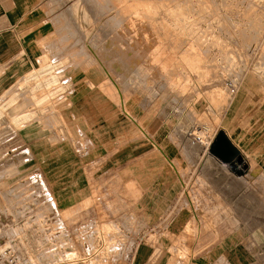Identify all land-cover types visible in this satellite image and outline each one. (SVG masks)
<instances>
[{"label":"rangeland","instance_id":"374dc122","mask_svg":"<svg viewBox=\"0 0 264 264\" xmlns=\"http://www.w3.org/2000/svg\"><path fill=\"white\" fill-rule=\"evenodd\" d=\"M57 10L44 78L0 101V254L24 248L11 226L45 217L67 235L33 264H264V0H50ZM106 120L107 161L123 168L94 157ZM37 123L92 158L74 209L12 149L14 128Z\"/></svg>","mask_w":264,"mask_h":264},{"label":"crops","instance_id":"0c3cea01","mask_svg":"<svg viewBox=\"0 0 264 264\" xmlns=\"http://www.w3.org/2000/svg\"><path fill=\"white\" fill-rule=\"evenodd\" d=\"M49 3L50 0H0V101L12 100L13 97L9 92L11 87L19 86L30 78L38 80L44 78L49 66H46L47 61H43L45 57L43 55L48 52L47 43L51 38H55L57 33L54 29L53 19L58 10L47 15L45 8L49 6ZM73 12L79 21L83 23L86 21L87 15L80 1H77L73 6ZM91 52L93 54L92 50ZM47 58L49 57L47 56ZM41 61L43 62L40 69ZM69 69L76 70V67H65V70ZM93 71L97 78L103 77L102 67ZM83 79L85 82L83 84H86L88 80L92 81L93 77L90 75L80 80ZM107 80L108 78L104 79L102 87ZM16 99L18 100V98ZM116 101L118 102V100ZM120 112L125 115L121 106ZM98 116L102 119V115ZM105 117H107V112ZM85 125H87L86 122L83 124L85 132L92 131L91 127L93 126ZM99 125L93 131V133L101 134V142L96 147L98 154L94 157L100 159L101 162L105 159L106 166L114 158L108 154L107 138L102 136L110 132L109 125L107 120ZM14 132L18 140L12 147L17 151L16 157H22L23 160L28 155L32 157L34 165L48 183L61 208L74 209L76 204L84 198L86 202L88 199L86 195L90 189L87 170L88 165L93 163L91 157L89 160L85 159L86 156L77 152L73 142L61 145L50 143L48 135L50 132L45 130L40 123L30 124L23 128L18 126L14 128ZM103 139H106V142ZM153 146L157 149L156 159L160 155L168 163L167 156L157 146ZM164 149L171 159L168 150ZM91 150L93 149L91 148ZM93 155L94 153L91 156ZM110 157L112 160L107 161ZM119 157L115 158V161L117 160L115 163H111L123 168L127 160H121Z\"/></svg>","mask_w":264,"mask_h":264},{"label":"bare ground","instance_id":"6f19581e","mask_svg":"<svg viewBox=\"0 0 264 264\" xmlns=\"http://www.w3.org/2000/svg\"><path fill=\"white\" fill-rule=\"evenodd\" d=\"M230 34V33H229ZM244 34V33H243ZM236 36V35H235ZM228 38V37H227ZM251 41V40H250ZM210 45V44H209ZM191 47V46H190ZM205 54V53H204ZM226 55V54H225ZM153 56V55H152ZM190 58V57H189ZM193 58V57H192ZM163 60V59H162ZM170 60V58H169ZM200 60V59H199ZM225 60V59H224ZM164 61V60H163ZM192 62V61H191ZM197 62V61H196ZM164 64V63H163ZM173 64V63H172ZM192 64V63H191ZM196 64V63H195ZM194 64V65H195ZM172 66V65H171ZM193 69V68H192ZM197 69V68H196ZM53 70V69H52ZM205 71V69H204ZM168 73V72H167ZM194 77V76H193ZM207 77V76H206ZM209 79V78H208ZM210 81V80H209ZM214 83V82H213ZM208 86V85H207ZM214 90V89H213ZM204 91V90H203ZM194 94V93H193ZM201 94V93H200ZM191 95V94H190ZM219 97V96H218ZM217 99V98H216ZM229 107V106H228ZM227 109V107H226ZM126 110V109H125ZM126 112V111H125ZM127 114V113H126ZM128 115V114H127ZM131 116V115H129ZM128 117V116H127ZM132 117V116H131ZM130 119V118H129ZM131 121V120H130ZM134 121V120H132ZM135 122V121H134ZM138 123V122H135ZM133 123V124H135ZM140 124V123H139ZM138 127V126H137ZM141 127V126H139ZM262 127V126H261ZM139 129V128H138ZM142 129V128H141ZM140 129V131H142ZM147 131V130H146ZM261 131V130H260ZM231 132V131H230ZM142 133V132H141ZM147 132H145L146 135ZM234 133V132H233ZM227 134V133H226ZM229 135V134H227ZM153 143H155L153 141ZM156 144V143H155ZM160 148V145L158 146ZM164 153V152H163ZM224 150L222 149H218L216 150L215 147L211 148V155L214 156V158L217 157H221L223 156ZM216 154V156H215ZM166 156V155H165ZM239 155L236 154V157H238ZM235 157V158H236ZM232 161V160H231ZM230 161V162H231ZM170 164L172 166H174L175 170H177L176 163H173L172 161H169ZM168 162V163H169ZM229 162V163H230ZM169 164V165H170ZM178 172V171H177ZM179 173V172H178ZM179 175V174H178ZM62 210V209H61ZM18 209H12L11 213H18ZM62 212V217L64 218V213ZM45 217H38L36 219H34L32 222H34L36 225H32V224H27V226H25V228L21 227V226H11L8 230H14L13 232L16 231V233L9 237V239H13V238H20L22 241L20 242L21 246H23L24 248L22 250H19L20 254L17 256V264H33L36 260L37 257H39L43 252L45 253L46 251H50L49 249H44L45 248V242L48 240H51L53 243L52 245L54 246V250L57 251V253H59V248L62 242V237L66 236V229L65 226H63L61 224V220L59 219L58 221H60L58 224H56L55 226H51V227H46L45 223H43V221H45ZM16 229V230H15ZM20 231V234L18 235L17 232ZM70 236V234H69ZM19 245H16V247ZM95 250V249H94ZM52 252V251H51ZM51 252H46V254H49ZM47 257L49 255H46ZM56 258L58 259V261L60 260V256L57 254ZM87 261L88 258L85 259H81L78 261ZM68 263H72V262H68ZM54 264H63V263H54Z\"/></svg>","mask_w":264,"mask_h":264},{"label":"built area","instance_id":"2783aa9c","mask_svg":"<svg viewBox=\"0 0 264 264\" xmlns=\"http://www.w3.org/2000/svg\"><path fill=\"white\" fill-rule=\"evenodd\" d=\"M0 264H17V257L10 250L0 254Z\"/></svg>","mask_w":264,"mask_h":264}]
</instances>
